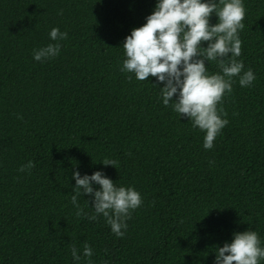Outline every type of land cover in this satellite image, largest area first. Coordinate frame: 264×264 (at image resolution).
Listing matches in <instances>:
<instances>
[{"label": "trees", "instance_id": "obj_1", "mask_svg": "<svg viewBox=\"0 0 264 264\" xmlns=\"http://www.w3.org/2000/svg\"><path fill=\"white\" fill-rule=\"evenodd\" d=\"M242 2L234 59L256 79L232 77L217 105L228 123L205 149L206 132L163 104V82L121 71L125 37L157 0H0V264H214L245 230L264 247V0ZM53 27L67 38L51 40ZM50 43L59 54L34 60ZM206 70L222 74L217 61ZM74 171L140 193L123 237L102 214L77 217ZM77 202L95 214L90 195Z\"/></svg>", "mask_w": 264, "mask_h": 264}, {"label": "clouds", "instance_id": "obj_2", "mask_svg": "<svg viewBox=\"0 0 264 264\" xmlns=\"http://www.w3.org/2000/svg\"><path fill=\"white\" fill-rule=\"evenodd\" d=\"M215 13L217 22L209 23ZM245 7L242 0H157L154 10L145 18V23L131 30L122 44L126 59L121 71L134 73L140 81L150 76L163 82L159 88L165 106L175 101L173 110L186 116L206 132L204 148L211 149L220 130L228 123L221 114L227 115L217 105L225 92L232 91V77L239 76L242 87L251 86L256 79L249 68L241 75L244 65L234 57L241 54V40L238 30L243 29ZM67 32L53 27L49 33L51 40L67 38ZM202 42H207L202 47ZM60 52L59 43H50L33 50V59L41 61L53 58ZM227 58V59H226ZM206 61H217L222 74L208 75ZM131 79V76L128 77ZM175 96V99L173 97ZM22 119L21 116L17 117ZM104 165L115 167L116 161L104 160ZM35 167L32 161L22 165L18 171L24 172ZM75 180V194L71 197L76 207L77 217L96 220L102 214L117 237H123L127 229L126 220L131 210L141 206L142 199L132 187L115 186L114 182L101 171L90 176L72 173ZM93 184L100 187L94 188ZM88 194L92 197L93 215H87L78 204V197ZM87 204L89 205L88 201ZM75 261H80L75 245L71 246ZM83 255H93L88 244ZM264 259V247L255 231L245 230L233 234L231 242L216 248L214 264H259ZM88 264H91L89 260Z\"/></svg>", "mask_w": 264, "mask_h": 264}]
</instances>
